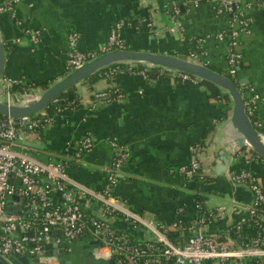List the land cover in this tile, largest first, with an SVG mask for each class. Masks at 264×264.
<instances>
[{"label":"crops","instance_id":"0c3cea01","mask_svg":"<svg viewBox=\"0 0 264 264\" xmlns=\"http://www.w3.org/2000/svg\"><path fill=\"white\" fill-rule=\"evenodd\" d=\"M6 1L0 0V37L7 51L4 76L24 78L39 88L66 74L70 32H79L81 51H96L107 43L116 25L128 48L184 57L204 50L212 68L220 72L227 69L226 42L215 38L201 41L207 35L230 30L227 15L217 12L224 0H197V6L189 7L186 0H22L14 15L2 7ZM255 1L250 31L240 37L242 62L237 78L259 94L254 114L264 126V0ZM175 13L179 15L176 26ZM31 28L42 30L37 47H33ZM75 87L80 99L52 114L42 138L28 134L25 143L43 145H28L31 153L44 161L62 159L69 154V144L90 133L93 150L83 161L71 162L65 169L73 181L101 190L107 181L105 170L114 157L110 141L117 140L130 149L131 157L115 185V195L133 212L166 226L177 219H195L198 198L207 200L214 179L208 186L198 187L179 172V167L190 162L192 146L199 145L203 170L213 171L216 148L235 136L225 130V100L212 96L211 87L201 80L182 81L171 76L147 79L138 73L112 78L98 75ZM109 88L119 89L122 96L101 100L91 108L93 93ZM242 151L230 170H249L264 187V161L252 157L247 147ZM215 189L220 194L211 196L212 204L234 200L238 205L229 206L226 214L206 229L226 231L246 214L245 206L253 201V194L246 187L233 186L227 178L218 180ZM111 222L118 229L144 236L143 231L128 228L120 217ZM173 231L174 239H179L174 234L181 232ZM85 246L81 243L76 248L74 264H86Z\"/></svg>","mask_w":264,"mask_h":264},{"label":"built area","instance_id":"2783aa9c","mask_svg":"<svg viewBox=\"0 0 264 264\" xmlns=\"http://www.w3.org/2000/svg\"><path fill=\"white\" fill-rule=\"evenodd\" d=\"M186 3L187 7L197 6L198 1L186 0ZM256 4L255 0L220 2L217 12L229 15L230 30L201 39L202 42L211 38L226 42L229 77L238 75L242 62V54L238 50L240 37L250 31L251 12ZM7 8L13 9L11 5ZM172 18L176 26L177 14ZM119 27L116 25L113 28L107 43L96 51H81L78 47L79 32H70L66 73L81 67L100 53L126 48L119 35ZM39 38V30L32 32L34 44H38ZM186 58L209 65L204 50L191 52ZM152 68L157 69L159 76H171L182 81L200 80L166 67L135 62L114 64L100 73L107 78L117 74L138 73L150 79ZM26 83L24 78L3 76L0 99L8 105L32 101L39 91L20 93L13 90L14 85ZM121 96L117 88L95 91L90 102L91 108L96 107L101 100L111 101ZM243 96L247 113L252 119L260 96L252 87H248ZM57 99L52 101L53 109L48 110L46 107L31 117L0 115L1 256L6 259L9 256H27L31 264H60L51 253L54 243H72L91 236L102 243L96 249V255L111 258L116 264H264V187L251 171L229 170L227 173L234 186H244L252 192L253 201L245 206L246 214L233 222L226 231L211 232L206 227L225 215L229 206L234 208L238 203L232 200L224 204H212L210 195H207V200L198 198L199 214L195 219L188 222L177 219L171 226H166L133 212L115 195L117 175L130 156L117 140L110 141L115 154L107 168L106 184L101 190L73 181L65 169L71 162L83 161L84 156L93 150L94 142L90 133L69 144V154L62 159L44 161L31 153V147L25 143L28 134L35 133L37 138H42L41 132L52 120V114L62 112L76 103L72 101L69 106L63 107L57 103ZM253 123L258 129L263 126L258 120ZM237 153L244 154L242 150H237ZM251 156L261 159L256 153ZM179 172L190 180L196 176L204 178L199 145L192 146L190 162L180 166ZM118 217L128 228L143 231L144 236L142 233L135 236L129 229L115 227L111 219ZM168 229L181 232V235L174 234L179 239H174ZM245 230L251 233H245Z\"/></svg>","mask_w":264,"mask_h":264},{"label":"water","instance_id":"95a60500","mask_svg":"<svg viewBox=\"0 0 264 264\" xmlns=\"http://www.w3.org/2000/svg\"><path fill=\"white\" fill-rule=\"evenodd\" d=\"M20 1L22 0H7L2 4V7L8 10V5H11L13 9L8 11L12 15H14V13L16 12L15 8H17V4ZM178 17L179 15H177L176 18L177 21ZM36 30L40 31L41 36L42 30L40 28H31V35L32 32H35ZM37 46L38 44H33V47ZM6 58L7 51L4 42L0 37V82L5 74ZM132 62L149 64L153 66H162L177 72L191 75L200 79L201 81H207L214 84L215 86H218L229 95L232 105L230 114L226 119L225 130L228 129L229 131L234 133L235 136L230 139L231 141H229L228 144H222V146H218L216 148L213 171L210 170L209 172V170H205V172L214 179L213 185L209 187V193H211L210 196L215 197L220 194L217 193L215 189L218 180L227 178V180L230 182L227 173L231 169L233 160L238 156L237 150H242L243 148L247 147L257 155L264 157V132L254 125L251 117L247 113L244 96L240 89V86L236 84V82H234L232 78L227 74L212 68L208 64H204L202 62L188 59L184 56L163 51L158 52L153 50H138L126 47L114 48L112 50L100 53L96 57L84 63L81 67L66 73L62 78L49 85L45 89L39 90L37 97L32 101L22 104L8 105L0 99V115H8L14 118L34 116L38 112L44 110L53 100L59 98L64 92H66L70 88L77 86L87 78L101 72L105 68L118 63ZM27 97L29 96H24V98ZM26 144L30 146L43 147V145L34 144L32 142H26ZM227 146H229L230 149L233 150V152H230ZM126 150L130 154V159V149L126 148ZM201 151L202 146H199L200 160L203 164V161L201 159ZM113 154H115V151ZM129 159L120 168V172L117 175L118 181L122 176L121 171L128 163ZM110 165L111 164H109L108 167ZM105 172L106 174H108V169L105 170ZM199 185L202 186L201 183ZM15 198L18 199L17 196H15ZM202 199L206 198L202 197ZM211 201L215 202L213 198H211ZM216 204L219 203L216 202ZM16 208L18 209V212L21 213L19 210V206H17ZM81 243L86 244V246L84 247L87 252V256L85 258L86 264H116L115 261L111 258L98 257L96 255V249H98V247H100L102 243L100 240H95L91 236L84 238V241L78 240L72 243H54L51 249V253L57 257L60 264H74V262L72 261V256L74 255L73 253L75 252L76 248L81 245ZM0 261L3 264H31L30 259L27 256H9L8 259H6L0 255Z\"/></svg>","mask_w":264,"mask_h":264},{"label":"trees","instance_id":"16d2710c","mask_svg":"<svg viewBox=\"0 0 264 264\" xmlns=\"http://www.w3.org/2000/svg\"><path fill=\"white\" fill-rule=\"evenodd\" d=\"M227 17H229V15H228ZM197 43L200 44L199 41H197ZM171 53H173V52H171ZM173 54H175V53H173ZM209 65H210V64H209ZM240 66H241V65H240ZM221 72H223V73L229 75L228 72H227V69H226V70H223V71H221ZM98 75H102V74L99 72V73H97V74H95V75H93V76L87 78L85 81L92 80V79H94V78H95L96 76H98ZM158 76H159V74L157 73V69H156V68H152V69L150 70V78H156V77H158ZM231 78H232V80H233L234 82H236V84H238L240 87H242V88H241L242 93H243V94H246V92H247V88H248V87L245 86V85H243V84H241V83L238 81V78H237V77H231ZM203 82L207 83V84L211 87V95H212V96H214V97H220V98L224 99L225 102L227 103V108L224 110V113H223V118H224V119H227L228 116H229V114H230L231 103H232V102H231V99H230V97H229V95H228L227 93L223 92V90H222L221 88H219L218 86H215L214 84H212V83H210V82H207V81H203ZM48 86H49V85L46 84V85H43V86H41V87L39 88V87H37L36 85L27 82L26 84H17V85H14V86H13V90H14L15 92H20V93H24V92L34 93V92H36V91L43 90V89H45V88L48 87ZM79 99H80V97H79V94H78V92H77V88H76V87H73V88H70L69 90H67L66 92H64V93H63V94L57 99V100H58L57 103H59V104L62 105L63 107H66V106H69L70 103H71L72 101L77 102ZM53 105H54V102H51V103L47 106V109H48V110L53 109ZM252 120H253V122H255V121H257L258 119L256 118L255 115H253V116H252ZM260 130H262V131L264 132V126H262V127L260 128ZM250 151H251V150H250ZM251 152H252V151H251ZM252 153L255 154L254 152H252ZM260 158L264 161V158H263V157H260ZM204 174H205V175L203 176L204 178H200V177H198V176H196V177L194 178L193 181L195 182L196 186L199 187V184L201 183L202 186H205V187H206L209 183H211V182L213 181V177H210L206 172H204ZM168 231L171 232L170 234L174 233L173 230H169V229H168ZM172 235H173V234H172ZM0 264H2V263L0 262ZM212 264H213V263H212Z\"/></svg>","mask_w":264,"mask_h":264},{"label":"bare ground","instance_id":"6f19581e","mask_svg":"<svg viewBox=\"0 0 264 264\" xmlns=\"http://www.w3.org/2000/svg\"><path fill=\"white\" fill-rule=\"evenodd\" d=\"M264 140V139H263Z\"/></svg>","mask_w":264,"mask_h":264},{"label":"rangeland","instance_id":"374dc122","mask_svg":"<svg viewBox=\"0 0 264 264\" xmlns=\"http://www.w3.org/2000/svg\"><path fill=\"white\" fill-rule=\"evenodd\" d=\"M213 197V196H212Z\"/></svg>","mask_w":264,"mask_h":264}]
</instances>
